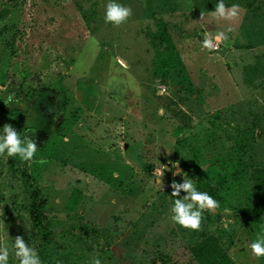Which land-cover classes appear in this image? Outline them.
<instances>
[{
  "label": "rangeland",
  "instance_id": "374dc122",
  "mask_svg": "<svg viewBox=\"0 0 264 264\" xmlns=\"http://www.w3.org/2000/svg\"><path fill=\"white\" fill-rule=\"evenodd\" d=\"M201 1L116 0L133 12L118 27L104 21L108 0L0 1V87L19 100L0 99V132L28 107V129L16 131L38 149L30 162L0 157L8 264L16 236L42 248L31 193L42 264H198L191 249L206 237L234 264H264L249 248L264 215L247 220L251 170L264 167V0H225L239 16L212 51L206 33L229 22L208 14L218 0ZM158 19L179 63L152 38ZM178 169L219 203L199 230L170 219Z\"/></svg>",
  "mask_w": 264,
  "mask_h": 264
},
{
  "label": "clouds",
  "instance_id": "9594fccd",
  "mask_svg": "<svg viewBox=\"0 0 264 264\" xmlns=\"http://www.w3.org/2000/svg\"><path fill=\"white\" fill-rule=\"evenodd\" d=\"M208 14L216 21L229 22V26L222 31H215L212 33L207 32L205 38L201 42V48L212 51L218 47L219 44L228 41L229 33L232 31L230 26L231 22L238 19L239 5L233 4L226 5L225 0H218L215 5L214 11ZM104 21L106 24L113 26H120L125 24L133 15L132 9L116 0H108L104 5ZM200 17L204 19L205 13L201 12ZM119 63L123 64L122 61ZM8 88L0 87V99L8 106L13 103H19L18 96L15 91L7 92ZM135 91L139 94V88L136 87ZM64 141L67 143L68 138L65 137ZM37 144L34 139L25 133L23 137L16 131L11 124H5L0 132V157H19L23 162H30L33 160L37 152ZM156 180L162 188V175ZM174 176H181L182 182L178 183L175 180L170 184L172 189L171 197H174L173 204L170 208V219L172 223L179 225L182 228L190 230H199L203 220V212H214L219 208V203L208 192L199 191L197 189L194 179L188 178L186 173H182L179 169L173 173ZM185 195L183 198H178L180 193ZM6 226L3 220H0V232L4 233L3 239H0V264H8L10 250L8 246V234L5 230ZM12 251L18 264H42L37 250L29 246L28 243L21 236H16L12 240ZM251 254L256 257H264V232L249 245ZM92 264H101L99 258H95Z\"/></svg>",
  "mask_w": 264,
  "mask_h": 264
},
{
  "label": "trees",
  "instance_id": "16d2710c",
  "mask_svg": "<svg viewBox=\"0 0 264 264\" xmlns=\"http://www.w3.org/2000/svg\"><path fill=\"white\" fill-rule=\"evenodd\" d=\"M2 2H11L12 0H0ZM209 1L203 0L201 1L198 9H206ZM6 11H3L0 13V19L3 18V16L6 14ZM153 40L157 41L158 44L162 45V51L165 55H168L169 59L177 60V55L175 53V48L171 42V39L168 35V32L166 30V27L164 23L161 20H157L155 22V31L152 34ZM24 92L25 90L23 88H19ZM31 96L29 90H26L24 92L23 98L25 96ZM30 107V106H29ZM27 113L28 110H30L28 107L24 109ZM22 114L17 121L11 120L14 128L16 130L22 129L23 131H26L28 129L26 126H23V122H26V116L25 114ZM73 122V121H72ZM65 122L63 121V125ZM72 124V123H71ZM69 130V129H67ZM15 157H8L7 163L11 164L12 160ZM250 181L252 183V188L254 190L256 201L254 205L252 206L248 216L247 220L252 221L254 223H259L260 218L262 215H264V167H257L251 170L250 174ZM30 203L28 206V211L30 213V219L32 223V227L36 229L40 233V239L42 241V248L39 251V256L41 259V262L45 261V252H44V245H45V233L44 228L42 227V218L39 211V203L36 200V194H30L29 195ZM191 255L194 259V261L198 264H234L230 259L226 257L224 253L219 249L216 241L212 237H206L203 239L200 243L195 245L191 249Z\"/></svg>",
  "mask_w": 264,
  "mask_h": 264
},
{
  "label": "water",
  "instance_id": "95a60500",
  "mask_svg": "<svg viewBox=\"0 0 264 264\" xmlns=\"http://www.w3.org/2000/svg\"><path fill=\"white\" fill-rule=\"evenodd\" d=\"M125 148V145H124V147H123V149Z\"/></svg>",
  "mask_w": 264,
  "mask_h": 264
}]
</instances>
